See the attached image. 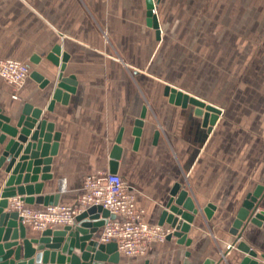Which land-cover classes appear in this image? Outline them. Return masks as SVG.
Instances as JSON below:
<instances>
[{
  "label": "crops",
  "instance_id": "obj_1",
  "mask_svg": "<svg viewBox=\"0 0 264 264\" xmlns=\"http://www.w3.org/2000/svg\"><path fill=\"white\" fill-rule=\"evenodd\" d=\"M190 2L160 0L156 7L158 39L157 31L147 23L146 0H0V61L20 60L30 66L31 74L37 71L50 82L43 86L30 74L15 99L13 89L0 76V109L15 125L24 104H31L43 111L42 120L53 123L61 133L58 154L53 157V179L44 183L42 195L59 193V204H75L88 175L109 172L111 152L123 132L124 151L117 174L136 193L150 224L160 225L177 184L202 209L214 206L211 218L204 213L195 217L188 233L190 246L172 237L152 244L144 257L121 255V264H184L187 252L190 264H204L208 259L215 264H240L246 256L238 250L231 229L247 196L264 186V139L257 140L263 144L259 165L252 167L251 156L239 164L235 142L225 144L231 148L226 152L221 140L215 139L218 123L210 133L203 118L195 114V106L171 103L165 90L174 85L157 73L159 67L174 66L177 56L173 51L185 52L177 66L187 64L190 43L186 36L193 28H189V19L206 17L190 13ZM165 13L166 26L162 23ZM178 35L185 38H172ZM57 46L69 56L64 78L74 77L76 85L67 104L56 102L49 111L59 69L47 55ZM34 56L41 58L40 63L32 62ZM140 68H151L153 74L132 72ZM145 106L143 135L134 150L135 121ZM156 131L160 136L154 143ZM8 177L5 166L0 168V193ZM258 211L264 212V193ZM163 226L171 227L168 222ZM240 232L241 241L264 264L260 258L264 255V221L262 225L248 223ZM40 233L30 228L28 237H40ZM101 234L102 229L95 239Z\"/></svg>",
  "mask_w": 264,
  "mask_h": 264
},
{
  "label": "water",
  "instance_id": "obj_2",
  "mask_svg": "<svg viewBox=\"0 0 264 264\" xmlns=\"http://www.w3.org/2000/svg\"><path fill=\"white\" fill-rule=\"evenodd\" d=\"M159 2L160 0H146L147 23L157 31L158 39L161 34L156 14ZM47 59L59 69L58 83L48 107V110L52 111L56 102L68 103L70 94L75 92L76 80L72 76L64 78L69 56L62 53L60 46L55 47L47 55ZM40 61L39 56L32 58L34 64ZM31 77L43 86L50 83L37 71H33ZM165 94L173 104L182 107L195 106V114L203 118L204 127L208 132H212L222 114L219 108L175 87L167 86ZM147 111L145 106L140 118L135 121L134 150L140 145ZM42 114L41 109L26 103L16 124L12 125V117L0 109V168L5 166V172L9 175L0 193V264H121L122 257L115 242L104 244L100 239H95V235L105 225V219L115 218L109 210L101 206L91 207L79 215L73 226H65L60 230L47 229L40 233V237L31 238L28 237L30 227L23 223L17 211L10 210V199L18 197L28 205L59 204V193L42 195V191L44 183L53 179V157L58 154L61 133L55 131L53 123L42 120ZM159 136L160 132L156 131L154 143L158 141ZM122 140L123 132L116 140L110 155V173L118 172L119 160L124 151ZM263 193L264 186H259L247 196L231 229V233L237 237L238 250L246 255L240 264H259V254L241 241L240 231L248 223L262 225L264 212H257V209ZM213 210L214 206L211 204L204 209L199 207L189 192L177 184L170 193L166 209L162 212L160 225L168 222L174 229L168 240L176 237L179 244L190 246L192 240L188 238V233L195 217L204 213L211 218ZM189 256L190 252H187L184 264H190ZM260 258L264 260V255ZM204 264L215 262L208 259Z\"/></svg>",
  "mask_w": 264,
  "mask_h": 264
},
{
  "label": "rangeland",
  "instance_id": "obj_3",
  "mask_svg": "<svg viewBox=\"0 0 264 264\" xmlns=\"http://www.w3.org/2000/svg\"><path fill=\"white\" fill-rule=\"evenodd\" d=\"M204 1L191 0L188 6L190 13L206 17L189 19L193 28L186 36L187 64L177 66L185 52L173 51L174 66L159 67L157 73L174 87L219 108L215 139L221 140L226 152L231 148L225 144L232 145L233 140L239 164L251 156L248 161L255 168L263 147L257 140L264 139V0ZM162 23L169 24L166 13ZM177 37L185 38H172ZM132 72L153 74L151 68Z\"/></svg>",
  "mask_w": 264,
  "mask_h": 264
},
{
  "label": "built area",
  "instance_id": "obj_4",
  "mask_svg": "<svg viewBox=\"0 0 264 264\" xmlns=\"http://www.w3.org/2000/svg\"><path fill=\"white\" fill-rule=\"evenodd\" d=\"M30 74V66L20 60L8 58L0 61V76L13 88L15 99ZM99 206L115 216L114 219H105L100 242H115L121 255L144 257L152 244L163 243L174 233L171 227L150 224L146 220L145 211L138 205L136 193L127 181L117 173L103 171L85 178L82 192L73 205L56 204L34 208L16 199L11 202L10 210L17 211L26 226L42 232L73 226L79 215L91 207Z\"/></svg>",
  "mask_w": 264,
  "mask_h": 264
}]
</instances>
